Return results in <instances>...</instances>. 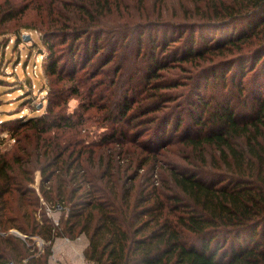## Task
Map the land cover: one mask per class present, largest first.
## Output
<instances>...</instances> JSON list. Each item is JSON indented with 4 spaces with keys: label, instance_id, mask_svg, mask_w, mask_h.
I'll return each mask as SVG.
<instances>
[{
    "label": "trees",
    "instance_id": "16d2710c",
    "mask_svg": "<svg viewBox=\"0 0 264 264\" xmlns=\"http://www.w3.org/2000/svg\"><path fill=\"white\" fill-rule=\"evenodd\" d=\"M162 1L52 8L71 23L43 29L46 71L66 76L47 38L60 32L71 93L85 87L81 107L109 131L93 145L62 138L85 118L57 110L62 95L15 129L17 144L0 148V264H49L56 237L82 233L94 264H264V0H179L170 17ZM135 35L136 68L121 81L116 59ZM34 169L43 198L68 205L59 231L45 211L37 219Z\"/></svg>",
    "mask_w": 264,
    "mask_h": 264
},
{
    "label": "rangeland",
    "instance_id": "374dc122",
    "mask_svg": "<svg viewBox=\"0 0 264 264\" xmlns=\"http://www.w3.org/2000/svg\"><path fill=\"white\" fill-rule=\"evenodd\" d=\"M60 1L0 0V148L2 150H10L17 144V136L14 132L15 129L22 128L19 126L24 119L43 114L47 111L51 101H59L63 97H67L65 107H61L62 105L55 106L57 110L63 109L67 114L70 113L74 120L77 119L79 112L83 111L85 118L84 123L74 130L69 129L70 131L67 132L60 129L58 133L62 134L60 135L62 138L79 133V138L83 140L81 145H93L97 144L106 132L109 131L98 122L96 117L98 111L95 108L83 110V107H81L82 102L87 99L85 96L86 88L81 87V93H71V88L75 84L73 79L67 75V72L72 71V65L70 64L71 55L68 53V42H62L64 36L60 32H55L51 36L48 35L47 38L51 40V43L53 42L56 54H61L63 70L66 76L63 79H59L56 75H50L46 71L50 49L43 42V29L51 27L54 24L69 21L62 14V9L60 11L61 14L52 9L54 6L61 7ZM182 1L184 5L190 4L189 0ZM179 3V0H166L164 4H161L160 10L164 16L170 17L174 12L180 10L181 4ZM131 9L134 10L133 7ZM114 17H121L120 21L122 25L126 24L128 20H137L136 14L129 16L127 13L121 16V14L119 15L116 12ZM53 28L51 27V29ZM136 36H133L128 43L124 42L125 44L121 46V53L117 56L116 60L121 61V81L128 78L136 68V64L134 63L135 52L138 48ZM80 59H83L82 56ZM117 61L115 62V66L118 63ZM61 95L62 97L60 98ZM140 127L138 126L139 129ZM181 130L182 127L171 141L178 138ZM174 133L172 130L171 135ZM54 135V130L43 134L44 138H50ZM110 145L112 144L110 143ZM33 175L34 182L32 183V187L36 189L38 196H40L37 219L41 221L43 212L45 211V203L42 202V194L40 193L42 182L41 171L34 169ZM47 203L51 205V202ZM62 203L68 207L64 202ZM67 211L64 209L54 212L55 217L60 218L56 231L62 229L61 218L67 215ZM11 231L22 234L15 228L11 229ZM81 235L86 236L84 233L79 236ZM34 237L38 246L42 248L44 239L38 235ZM59 237L69 238L67 235ZM86 263L94 264L87 259Z\"/></svg>",
    "mask_w": 264,
    "mask_h": 264
},
{
    "label": "crops",
    "instance_id": "0c3cea01",
    "mask_svg": "<svg viewBox=\"0 0 264 264\" xmlns=\"http://www.w3.org/2000/svg\"><path fill=\"white\" fill-rule=\"evenodd\" d=\"M87 244L88 238L85 235L75 239L58 236L53 244V254L50 256L49 264H87L84 256V248Z\"/></svg>",
    "mask_w": 264,
    "mask_h": 264
},
{
    "label": "built area",
    "instance_id": "2783aa9c",
    "mask_svg": "<svg viewBox=\"0 0 264 264\" xmlns=\"http://www.w3.org/2000/svg\"><path fill=\"white\" fill-rule=\"evenodd\" d=\"M43 199H44L43 196H41L42 202L45 203V213L51 219L53 226L56 228V226L59 225V219L60 218L59 219L56 218L54 212L57 210L58 211L64 210V209L68 210L69 208L64 206L63 203H61V202H57V203H53V204L49 205L47 203V201H45V199L44 200ZM6 264H15V262L9 261Z\"/></svg>",
    "mask_w": 264,
    "mask_h": 264
},
{
    "label": "water",
    "instance_id": "95a60500",
    "mask_svg": "<svg viewBox=\"0 0 264 264\" xmlns=\"http://www.w3.org/2000/svg\"><path fill=\"white\" fill-rule=\"evenodd\" d=\"M29 37V36H28Z\"/></svg>",
    "mask_w": 264,
    "mask_h": 264
}]
</instances>
